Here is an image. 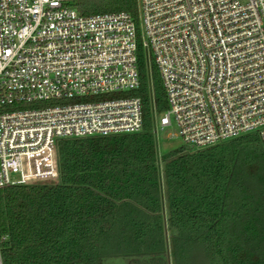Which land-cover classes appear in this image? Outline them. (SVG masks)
I'll return each mask as SVG.
<instances>
[{
  "label": "built area",
  "instance_id": "2783aa9c",
  "mask_svg": "<svg viewBox=\"0 0 264 264\" xmlns=\"http://www.w3.org/2000/svg\"><path fill=\"white\" fill-rule=\"evenodd\" d=\"M79 1L0 0V189L55 181L61 139L141 132L140 50L154 135L172 117L187 149L256 135L264 154V0H135L136 18Z\"/></svg>",
  "mask_w": 264,
  "mask_h": 264
},
{
  "label": "trees",
  "instance_id": "16d2710c",
  "mask_svg": "<svg viewBox=\"0 0 264 264\" xmlns=\"http://www.w3.org/2000/svg\"><path fill=\"white\" fill-rule=\"evenodd\" d=\"M84 16L135 0H82ZM143 129L61 139L55 181L0 189L3 264H264V154L256 135L159 155L153 111L166 110L156 68L138 54Z\"/></svg>",
  "mask_w": 264,
  "mask_h": 264
},
{
  "label": "rangeland",
  "instance_id": "374dc122",
  "mask_svg": "<svg viewBox=\"0 0 264 264\" xmlns=\"http://www.w3.org/2000/svg\"><path fill=\"white\" fill-rule=\"evenodd\" d=\"M164 112H157L156 117L159 118ZM177 128L174 123V119L171 117V124L163 131L158 130L155 134V145L158 154L164 155L170 150H173L179 146H183L181 140L176 136ZM102 264H128L127 261L122 258L104 259Z\"/></svg>",
  "mask_w": 264,
  "mask_h": 264
}]
</instances>
